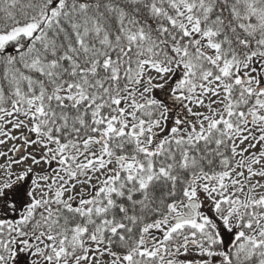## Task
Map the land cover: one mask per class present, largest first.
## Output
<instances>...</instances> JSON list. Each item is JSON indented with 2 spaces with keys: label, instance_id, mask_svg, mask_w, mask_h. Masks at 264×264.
<instances>
[{
  "label": "snow or ice",
  "instance_id": "obj_1",
  "mask_svg": "<svg viewBox=\"0 0 264 264\" xmlns=\"http://www.w3.org/2000/svg\"><path fill=\"white\" fill-rule=\"evenodd\" d=\"M0 264H264V0H0Z\"/></svg>",
  "mask_w": 264,
  "mask_h": 264
}]
</instances>
